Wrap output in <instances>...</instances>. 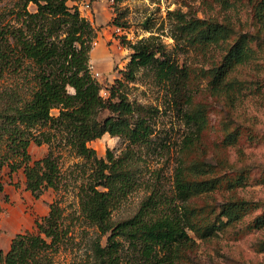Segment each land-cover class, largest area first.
Returning <instances> with one entry per match:
<instances>
[{
  "label": "trees",
  "instance_id": "1",
  "mask_svg": "<svg viewBox=\"0 0 264 264\" xmlns=\"http://www.w3.org/2000/svg\"><path fill=\"white\" fill-rule=\"evenodd\" d=\"M70 1L19 0L7 12H0V75L19 72L34 82L28 99L12 89L0 93V176L6 165L12 172L23 168L26 188L38 198L48 188L59 189L63 182L59 149L69 148L91 162L94 171L81 187L80 206L85 217L107 235L106 245L94 243L97 264H178L188 257L186 251L195 246L196 239H212L228 228L238 232L263 229L264 203L260 201L229 195L220 204L189 205L202 194L230 191L245 183L251 166L236 168L228 162L189 166L181 162L173 199L180 205L168 203V197L156 193L154 187L134 214L112 220V210L139 182L140 167L132 149L152 144L155 109L130 101L120 80L109 88L108 97L101 94L90 65L97 31ZM30 3L36 5L35 11L28 9ZM173 14V37L203 58L209 56L212 63L200 70L182 65L151 35L131 45L124 74L135 81L141 68L150 69L168 86L184 120L195 128L187 139L188 147L208 125L207 107L191 108L193 81L209 78L213 93L234 96L248 82L241 77L242 68L263 64L259 53L264 51V0L255 9L258 28L254 33L236 34L228 20L189 17L182 11ZM114 22L126 27L118 19ZM254 80L250 82H256L255 88L264 87V77ZM183 103L190 108L183 109ZM247 128L249 141L264 142V132L254 131L253 124ZM106 133L125 138L131 148L117 156L108 151L106 158H99L88 143ZM228 136L227 144L235 145L237 137ZM32 143L48 144V153L33 160ZM259 182L264 185V171ZM3 189L0 180V194ZM258 209L261 213L249 220ZM62 221L63 209L52 203L49 213L35 222V230L18 233L8 251L0 250V264H53L52 254L66 236ZM124 250H130L128 259Z\"/></svg>",
  "mask_w": 264,
  "mask_h": 264
},
{
  "label": "rangeland",
  "instance_id": "2",
  "mask_svg": "<svg viewBox=\"0 0 264 264\" xmlns=\"http://www.w3.org/2000/svg\"><path fill=\"white\" fill-rule=\"evenodd\" d=\"M19 0H0V12H7ZM73 0L69 4L79 8L82 17L88 19L97 31L90 53L91 72L99 81L101 94L109 96V88L124 83L130 101L155 109L153 118L154 135L150 147L135 150L139 163L137 186L112 210V220L118 221L134 214L145 197L153 192L168 197V203L180 205L173 199L174 177L181 162L189 166L195 162L219 164L228 162L236 168L245 164L251 166L245 183L230 191L202 194L191 199L189 205L203 207L207 202L222 203L229 195L236 198L264 203V185L259 182L264 171V142L249 141L248 128L253 124L256 132H264V87L255 88L254 79L264 77V51L260 52L259 64H249L242 68L241 77L247 82L240 93L234 96L213 93L209 78H196L191 84L193 94L191 108L204 105L208 111V125L191 146L187 139L195 129L186 123L178 103L171 96L168 86L156 79L150 69L141 68L137 79L125 78L127 65L131 60V45L156 36L167 51L182 65L200 70L212 60L177 41L173 37L174 11L188 13V16L211 17L233 23L236 34L255 32L258 28L255 9L262 0ZM30 11L36 5L30 3ZM125 22L126 27L114 22ZM8 21V20H7ZM264 37V35H263ZM264 43V38H263ZM264 48V44H263ZM214 61V59H213ZM256 81V80H254ZM34 82L23 73L7 71L0 75V93L12 89L28 99ZM230 98H229V97ZM234 98V104L230 103ZM183 109L190 106L180 105ZM58 114V109L53 110ZM105 112L103 115H107ZM229 134L237 137L235 145L227 144ZM88 146L96 151L99 158H106L108 151L116 156L129 147V142L120 136L106 133L92 140ZM134 148V147H132ZM49 151L48 144L32 143L29 152L33 158L41 159ZM63 182L59 189L48 188L38 198L26 188L23 168L12 172L6 165L1 171L3 191L0 194V250L8 251L13 238L18 233L35 230V222L46 216L52 203L57 202L63 209V229L66 236L58 250L52 254L53 264H97L94 243L106 245L107 235L90 222L80 206L81 187L87 185L92 172V163L79 157L69 148L59 149ZM232 175H237L233 171ZM174 202V203H173ZM256 210L248 219L261 213ZM191 235H193L191 233ZM127 248V247H126ZM178 264H264V228L241 231L228 228L209 240L196 239V244L187 250ZM126 259L130 250H124Z\"/></svg>",
  "mask_w": 264,
  "mask_h": 264
}]
</instances>
